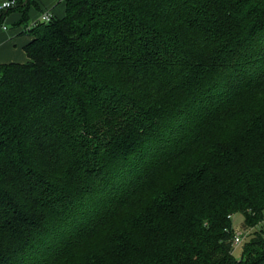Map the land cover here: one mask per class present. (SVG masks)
<instances>
[{"label":"trees","instance_id":"1","mask_svg":"<svg viewBox=\"0 0 264 264\" xmlns=\"http://www.w3.org/2000/svg\"><path fill=\"white\" fill-rule=\"evenodd\" d=\"M28 30L0 64V264H264V0H65Z\"/></svg>","mask_w":264,"mask_h":264},{"label":"crops","instance_id":"2","mask_svg":"<svg viewBox=\"0 0 264 264\" xmlns=\"http://www.w3.org/2000/svg\"><path fill=\"white\" fill-rule=\"evenodd\" d=\"M63 3L65 0H29L26 11L20 7L5 11L3 14L0 9V64L25 62L27 56L24 47L33 38L32 32L28 30L31 27L27 28V25L37 21L40 13L45 9L50 10L54 17L60 18L62 11L57 7H62ZM5 22L13 24L8 27Z\"/></svg>","mask_w":264,"mask_h":264},{"label":"built area","instance_id":"3","mask_svg":"<svg viewBox=\"0 0 264 264\" xmlns=\"http://www.w3.org/2000/svg\"><path fill=\"white\" fill-rule=\"evenodd\" d=\"M17 4V0H7V1H3L0 5V9L6 10L9 8L14 7ZM53 18L52 13L50 12V10H43L37 21H34L30 24L27 25V28L34 26L37 22H49L51 19ZM249 228V227H248ZM248 228H241V230L236 229L233 235V239H232V245L233 246H239V245H243L246 240H247V235L250 232V230ZM251 229V228H250Z\"/></svg>","mask_w":264,"mask_h":264},{"label":"rangeland","instance_id":"4","mask_svg":"<svg viewBox=\"0 0 264 264\" xmlns=\"http://www.w3.org/2000/svg\"><path fill=\"white\" fill-rule=\"evenodd\" d=\"M4 1H7V0H4ZM1 3L2 2H0V5H1ZM58 9H60V11H62V16L65 14V3H63L62 4V7H57ZM57 8H55V9H57ZM12 11H14V12H17V11H15V10H12ZM61 16V17H62ZM21 16L19 15V18H20ZM18 18V19H19ZM18 21V20H17ZM5 24L9 27V26H11L13 23L12 22H5ZM231 218H232V222H233V227L235 228V230L236 229H238V230H241V228H243V229H245V228H247V227H245L244 226V216H243V214L242 213H239V212H237V213H232L231 214ZM256 229H261V228H264V219L255 227ZM249 230H250V232L248 233V235H247V237H249L250 236V234L252 233L251 231H253L252 230V227H251V229H250V227L248 228ZM250 238V237H249ZM248 238V239H249ZM247 239V240H248ZM242 246L243 245H239V246H233L232 245V253H234L237 257H240L241 256V252H242V250H243V248H242Z\"/></svg>","mask_w":264,"mask_h":264}]
</instances>
